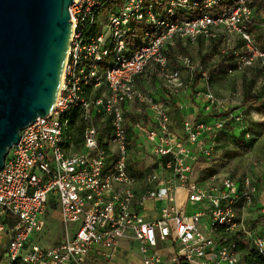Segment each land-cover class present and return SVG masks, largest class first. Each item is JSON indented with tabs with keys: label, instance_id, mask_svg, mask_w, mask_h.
Returning a JSON list of instances; mask_svg holds the SVG:
<instances>
[{
	"label": "built area",
	"instance_id": "2783aa9c",
	"mask_svg": "<svg viewBox=\"0 0 264 264\" xmlns=\"http://www.w3.org/2000/svg\"><path fill=\"white\" fill-rule=\"evenodd\" d=\"M252 4L74 0L69 9L72 35L54 106L22 131L0 172V214L13 220L10 227L0 221V234L8 235L0 264H110L127 241L136 244L141 264H239L236 242L223 240L219 231L237 229L240 216L255 207L259 186L249 176L236 180L221 173L199 181L194 164L215 156L218 134L227 124L246 130L244 116L213 93L197 92L210 114L225 115L212 122L186 121L182 136L176 137L165 104L138 89L135 78L154 66L170 93L191 92L196 76L204 73L183 55H175L174 68L170 56L180 42L200 39L231 55L236 70L257 63L264 71V47L255 38L256 30L264 31V10L257 14ZM104 86L108 95L87 96L89 89ZM134 103L150 114L148 126H132L154 158L142 187L128 167L132 151L123 106ZM79 112L89 122L82 151L67 147L66 130ZM95 113L112 116L114 157L102 145ZM179 190L187 202L205 207L183 212ZM154 202L164 205L150 220L144 210ZM52 204L60 213L64 237L45 247L38 240L47 229ZM243 233L264 255V237Z\"/></svg>",
	"mask_w": 264,
	"mask_h": 264
},
{
	"label": "water",
	"instance_id": "95a60500",
	"mask_svg": "<svg viewBox=\"0 0 264 264\" xmlns=\"http://www.w3.org/2000/svg\"><path fill=\"white\" fill-rule=\"evenodd\" d=\"M74 0H0V172L22 131L58 95Z\"/></svg>",
	"mask_w": 264,
	"mask_h": 264
},
{
	"label": "rangeland",
	"instance_id": "374dc122",
	"mask_svg": "<svg viewBox=\"0 0 264 264\" xmlns=\"http://www.w3.org/2000/svg\"><path fill=\"white\" fill-rule=\"evenodd\" d=\"M204 46H206V48L208 47L205 44ZM206 48L203 49L200 45H190L182 41L175 49L174 54L170 56L171 64H173V66L176 65L174 61L176 54L188 56L196 65H199L201 72H205L209 79V75L212 71V61H218L223 55L217 51V49L210 50ZM225 67L227 66L220 67L221 71L223 70V81L218 82L216 86H212L210 90L215 94L216 98L227 107L230 106V108L237 109L238 107L240 108L241 104H244V102L246 103L244 98L240 97L238 94L241 88L247 87L251 90V94H261L264 92V71L260 68L259 64L256 63L253 67L243 70L233 69L232 73H228L229 68H232L231 66L229 67L228 65L227 69ZM94 96L95 94H92V97ZM249 109L250 103H248V109L241 112V114L246 117L245 121L250 135L255 138L254 142L257 141L255 148L253 149V146L251 147L253 151L248 150L249 147H247L246 144H248L250 139H247L245 133L241 136V128L228 126L219 136V144L220 147H222L220 148V153H216L210 161L201 160L196 166L194 175L197 180H207L208 177L215 173L230 175L236 180H241L249 176L254 183L260 187L264 195V116L259 113L257 109ZM145 115V107L143 106L140 113H135L134 115L129 114L127 116V126L131 127L136 122L148 125L149 116L146 118ZM223 147H227V149H223ZM237 148L242 149L238 151ZM243 149L247 152L244 153ZM142 157L143 159L138 161L135 165L137 166L136 170L139 172L141 170L148 171V169H151L154 162L152 159H149L148 156L145 158L144 156ZM193 211L195 212L196 209H188V213H193ZM50 216L47 229L38 240V242L45 247L56 245L61 242L64 237V230L60 224L61 219L59 211L51 210ZM262 222H264V216L258 217L254 222L246 221V217L244 219L241 217L237 229L240 227L242 232L252 231L264 236V224L260 225L261 229L257 228L258 226L256 225V223ZM7 244L8 236L3 233L0 234V253L5 249ZM239 264H241V262Z\"/></svg>",
	"mask_w": 264,
	"mask_h": 264
},
{
	"label": "crops",
	"instance_id": "0c3cea01",
	"mask_svg": "<svg viewBox=\"0 0 264 264\" xmlns=\"http://www.w3.org/2000/svg\"><path fill=\"white\" fill-rule=\"evenodd\" d=\"M255 38L258 42H260V45L264 46V31L263 30H261V29L256 30ZM184 43H188V44L192 45L188 41H184ZM204 44L207 45L208 47L206 48V46H204ZM196 45H198V46L200 45L203 49L204 48L210 49V50L217 49V51H219V48L214 43L205 42L202 39H200L198 41V43H196ZM206 52H207V50H206ZM223 56H226V55H223ZM223 56L220 57V59H218V61H215V60L212 61V65H211L212 71L209 75V79L207 78V74L205 72H203L205 76H203V74H201V83H199V85L195 89H193V86H192V90L189 93H182V92L177 93V94L170 93L164 87V79H163L162 75L160 74L158 69L154 66L150 67L146 71L145 74L135 78L136 87L138 89L151 93L157 101H161L163 104H165V106H166V108H167V110H168V112L172 118V129H173L176 137H179L182 135L183 124L186 121L195 122V123L201 122V121L202 122H212L218 117L216 112H213L211 114L209 113V111L206 108L207 103L205 102V100L201 96H197V92L213 93L210 90L212 88V86H216V84L218 82L223 81V75H222L223 70L221 72L215 71L216 67L220 66V64L222 63V58H224ZM231 63H233L232 60L229 62V64H231ZM172 67L175 68L177 66L176 65L173 66V64H172ZM247 90H248L247 87L241 88V90L238 93L239 96L244 98ZM93 93H96V90L93 89V91H91V92H89V90H88L87 96L88 97L91 96V98H92L91 94H93ZM109 93H110L109 89L106 86H104L100 89H97V95L98 96H101L103 94L108 95ZM254 95H256L260 98H263L264 92H262L261 94H255L254 93ZM247 102L250 103V109L249 110L257 109L258 112L261 113L258 108L253 107L251 102H249V101H247ZM247 102L246 103L244 102V104H241L240 108L238 107L237 109L230 108V106H228V108H230L231 111H233L235 113H241V112H244L246 109H248V103ZM123 109H124L125 116L127 118V116L129 114L134 115L135 113H140L143 109V105L138 104V103L126 104L123 106ZM145 113H146V115H145L146 118H147V116L150 117V114L146 110H145ZM95 121H96L97 128L99 130V133H100V140H101L104 148L106 149L108 154L111 155V157H114L116 154V148L113 145V143H111V140H110V135L112 133V116L108 115V114H97V113H95ZM142 124H144V123H142ZM132 126L128 127L129 139H130V150L132 151V153H131L132 157L131 158L136 162V164L138 161L143 159L142 156H144V158L146 156H148L149 159H152L154 161V158L152 156L150 157V155L147 154L146 151L141 146V143H143L145 141L144 136H141V137L136 136L138 134L135 135V132L133 131ZM146 126H148V125H146ZM237 127L240 128V126H237ZM222 132H224V131H222ZM242 135H243V132H242L241 136ZM137 137H138V139H137ZM132 139H134V141ZM256 145H257V141H255L253 143V149L255 148ZM218 147H219V149L217 151V154L220 153V151H221L220 148H222V147H220V144L218 145ZM83 149H84V146L82 147L81 150H78V151H82ZM223 149H227V147H223ZM253 149L250 148L249 150L253 151ZM237 150L239 151L240 149L237 148ZM243 152L246 153L245 151H243ZM198 164H196V166ZM196 166L194 167V173L196 171ZM152 167H153V164H152ZM136 168H137V166H133V170H130V169L129 170L133 175H135L138 178V180L140 181L139 186L142 187L141 183H143V181L146 179V176H147L148 172L150 171V169H148V171L141 170L139 172L136 170ZM203 181H205V180H203ZM163 205L164 204L161 202H154V203L148 204L147 209L144 210V215L147 217V219H150V220L155 219L157 217V211L160 210L163 207ZM178 207L180 208V210H182L183 212H185L187 214H193L196 211L203 209L205 206L194 205V204L187 202L186 193L183 190H179L178 191ZM189 208L196 209V211L195 212L193 211V213H188ZM54 210L55 209H53V211ZM263 210H264V195L262 194L261 189L259 187V194H258V198H257V202H256L255 207L253 209H251L248 213L241 215L239 220L241 219V217L243 219L246 217V221H253L254 222L257 220L258 217L264 216ZM50 217L51 216H49V218ZM60 224H61V221H60ZM263 224H264V222L258 223V224L256 223V225L258 226L257 228H260V225H263ZM260 229H258V230H260ZM236 231L242 232L240 227L238 229H236ZM243 232H245V231H243ZM5 235H7V234H5ZM259 235H260V233H259ZM164 251L166 254L171 253V249H169V248H165ZM110 264H141V256L138 252L136 244L134 242H128V241L123 242L118 256Z\"/></svg>",
	"mask_w": 264,
	"mask_h": 264
},
{
	"label": "trees",
	"instance_id": "16d2710c",
	"mask_svg": "<svg viewBox=\"0 0 264 264\" xmlns=\"http://www.w3.org/2000/svg\"><path fill=\"white\" fill-rule=\"evenodd\" d=\"M252 5L256 9V13L257 14L260 13L262 10H264V0H253V4ZM261 47H264V46L261 45ZM223 57L224 58H222V63L220 64V66H217L216 69H215L216 72L221 71V69H220L221 66H227V67H225L227 69L228 65H229V67L230 66L232 67L231 68L232 70L233 69L236 70L238 68V65L236 63H234V62L229 64V62L232 60L231 59V57H232L231 55H226V56H223ZM200 79H201V74H198L196 76V79H195L194 83H193V89L197 88V86L200 83ZM91 91H93V89H89V92H91ZM93 94H95V96L92 97V98H96L98 96L97 95V90H96V93H93ZM89 97H91V96H89ZM244 101L251 102L253 107L258 108L260 110V112L264 115V97L260 98V97L254 95V94H251V90L248 89L246 94H245V96H244ZM224 115L225 114H218V117H222ZM88 123L89 122L86 121V119L83 117L82 113H80V112L76 113L73 117H71L70 124H69V126H68V128L66 130V134L70 138L69 142L67 144L68 148L72 147L74 150H81L82 149L83 144H84V133H85L86 128L89 126ZM94 123L96 124V121H94ZM245 125L247 127L246 130L243 129L244 127L242 125L235 124V123L227 124L225 129L228 126H232V127L240 126L241 131L243 133H245V136L247 137V134L249 133V129H248L246 121H245ZM225 129H223L222 131H224ZM222 131H220L219 134H218V145H219V136H220V133H222ZM249 135H250V133H249ZM181 136H179V137H181ZM247 139H250L248 144H246L247 147H249V149H250L253 146L255 138L250 135V137H247ZM218 149H219V147H218ZM239 149L241 150L242 148H239ZM243 151L247 152L245 149H243ZM135 164H136V162L130 157V159L128 161L129 169L133 170V166H135ZM195 166H196V164H194V167ZM52 205H53V209H55L56 205L55 204H52ZM0 221L5 223V224H7L9 227L13 225L12 224L13 220H12L11 217H5L4 215H1V214H0ZM219 235H220V237L223 240H226L228 242H236L237 251L240 254L239 263L241 262V264H264V255H260L254 249V247L250 243L249 239L247 238L246 234H244L242 232H237L236 230L233 233H226L225 231L220 230L219 231ZM5 252H6V249H4L0 253V263L4 259Z\"/></svg>",
	"mask_w": 264,
	"mask_h": 264
},
{
	"label": "bare ground",
	"instance_id": "6f19581e",
	"mask_svg": "<svg viewBox=\"0 0 264 264\" xmlns=\"http://www.w3.org/2000/svg\"><path fill=\"white\" fill-rule=\"evenodd\" d=\"M62 81H63V77H62ZM62 81H61V84H62Z\"/></svg>",
	"mask_w": 264,
	"mask_h": 264
}]
</instances>
